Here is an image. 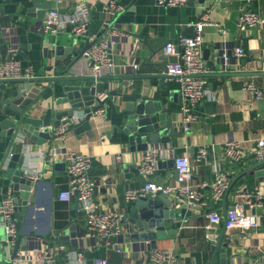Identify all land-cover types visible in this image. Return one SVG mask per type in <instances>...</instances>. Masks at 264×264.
<instances>
[{
  "label": "crops",
  "instance_id": "0c3cea01",
  "mask_svg": "<svg viewBox=\"0 0 264 264\" xmlns=\"http://www.w3.org/2000/svg\"><path fill=\"white\" fill-rule=\"evenodd\" d=\"M78 1L81 0H0V61L10 55L9 47L17 46L22 63L32 65L39 78L60 75L61 68L47 69L43 48L62 45L83 49L88 38L85 35H73L69 25L57 33H44L41 26L49 9L59 8L70 12ZM85 1L90 9L91 33L107 38L109 30L106 21L110 19L125 33L118 38L112 50L115 72L111 76L135 77L131 80H106V88L123 91L142 88L148 94L161 98L164 105L178 110L175 122L177 128L183 132L175 141L149 146L162 148L155 178L159 182L176 184L175 167L169 166V161L176 154H187L192 160L194 181L206 183L202 190L206 205L187 206L175 194L168 195L173 200L172 207L179 209L172 224L176 232L173 236L158 238L157 247L173 250L176 253L174 264H208L213 241H217L225 231L223 240L228 245L222 246L225 255L220 251L216 264H225L222 263V258L225 257L230 258V262L226 264H252L264 250V202L258 210L261 214L259 224L244 232L238 228L228 230L223 222L209 228L205 212L216 209L225 216L227 208L236 200L235 193L244 183L251 187L259 185L264 188V180L257 182L256 169H248L219 200L212 199L210 186L216 170L225 172L230 182L247 170L253 164L257 140L264 137V70L261 68L264 60V24L248 26L238 22L243 11L264 12V0H187L178 6L160 4L156 0H116L125 8L115 16H111L108 11L111 0ZM207 11L212 23L204 27L202 51L207 67L204 76L210 95L193 106L198 118L191 129L185 132L182 129L181 106L186 99L181 94L179 82L172 77L155 79L148 76L165 72L167 64L176 57V54H166V43H177L181 34H194L195 21ZM221 25L226 28L225 33L220 32ZM238 44L246 51L242 57L233 54V49ZM176 46L179 50V45ZM224 50H227L228 59L222 57ZM70 53H65L64 57H68ZM50 63L51 59L48 61ZM133 64H137L136 70L133 69ZM62 66L65 64L62 63ZM72 69L77 75L88 74L83 59ZM249 81L255 82L262 89L261 98H256L251 91L242 87L243 82ZM63 84L66 83L35 84L33 90L36 91L31 92L36 94L32 104L35 109L32 116L43 117L48 109H52L51 125H54L62 113H68L69 102L58 101L62 95ZM160 84L164 86L161 87ZM12 87L9 84L8 88L13 89ZM35 88L44 92L37 93ZM3 96H7V90L0 83V98ZM98 96H104L106 116H93L90 128H80L77 125L70 128L63 145L69 150L90 156L89 176L96 183L93 192L95 207L100 211L122 212L125 217L128 214L129 218L133 200L125 198V190L142 185L143 177L135 168H139L146 150H132L127 135L118 128L124 118L121 114L124 103L108 95V92L98 93ZM21 102L16 106L22 105ZM8 111L10 114L14 113L13 110ZM11 131L10 126L2 125L0 117L1 162L7 160L12 147L14 154L23 153L27 158L29 152L48 148L53 144L52 140L38 144L24 134L11 135ZM230 141L241 143L246 153L242 162H233L225 156V146ZM203 145L208 148L207 158L197 161L196 154ZM118 155L121 159L116 158ZM15 162L19 163L17 160ZM58 163L60 164L44 163L43 174L32 190L36 202L32 203L29 212L20 216L26 242L20 244L19 251L26 252L38 245L50 246L56 254L53 264H70L71 257L68 253L71 251H82L88 264H93L94 259L100 256H106L110 264H121L125 261L151 264L149 252L152 247L147 246L148 242L131 239V232L139 230L136 225H132L133 230L128 228L120 236L121 251L112 246H104L88 230L78 198L74 195L70 200H62L59 197L69 187V176L65 165L60 161ZM12 182L10 178H0V200L11 190ZM182 208H185L184 212ZM179 216L181 218L178 220ZM1 222L0 216V229L3 230ZM73 223L77 224L80 232L77 246L59 242L58 235ZM31 230L33 235L29 234ZM9 247L12 250L14 244L11 243ZM0 264L11 263L1 260ZM20 264L36 263L23 261Z\"/></svg>",
  "mask_w": 264,
  "mask_h": 264
},
{
  "label": "built area",
  "instance_id": "2783aa9c",
  "mask_svg": "<svg viewBox=\"0 0 264 264\" xmlns=\"http://www.w3.org/2000/svg\"><path fill=\"white\" fill-rule=\"evenodd\" d=\"M157 3L178 6L187 2V0H156ZM124 5L116 0H111L108 4V11L111 16H115L122 10ZM90 9L85 0L74 4L72 11L65 12L59 8H51L47 11L43 22L42 30L44 33H57L67 25L71 27V32L75 36L85 35L91 42L82 53L81 59L86 62L88 74L95 77H102L114 74L115 62L113 60V47L118 38L125 33L114 25L113 20L106 21V27L109 30L107 38H100L90 32ZM239 24L248 26H260L264 24V12L254 10L243 11L239 15ZM209 12L202 13L195 21L194 34H181L177 38V43L170 41L165 45V52L168 55L176 54L177 60L169 62L166 66V73L179 82L180 91L186 99L181 106L182 111V129L187 132L192 124L197 120L198 115L193 106L202 102L210 95L207 87V79L204 74L207 71L206 63L203 57L202 42L203 30L207 24H211ZM221 33H225L226 28L219 26ZM179 45V50L176 45ZM10 55L0 61V79L17 78H35L39 77L38 72L32 65H24L19 57V48L17 46L9 47ZM233 54L242 57L246 54L244 47L238 44L233 49ZM222 57L228 59L227 50H224ZM80 59V60H81ZM79 60V61H80ZM137 64H133V69H137ZM262 70H264V60H262ZM242 87L251 91L256 98L263 95L262 89L255 82H243ZM107 95V94H105ZM104 95V96H105ZM104 96L100 98L103 99ZM93 116L105 117V107L79 109L74 113H62L54 125H49V132L53 142L48 148H38L36 151L28 153L23 169L25 175L37 182L43 174V165L53 164L58 161L64 162L66 172L69 176V187L63 190L59 197L62 200H70L76 195L80 202L81 209L85 215V223L88 230L94 233L106 246H112L121 251L120 236L128 231L129 222L122 212L98 210L93 203V192L95 181L90 178L91 168L90 156L67 149L63 143L67 132L73 126L80 124L88 112ZM44 130V127H41ZM19 134L18 136H20ZM22 136V135H21ZM24 142V141H23ZM14 147L10 150L7 162L14 155ZM162 148L160 146H151L145 151L144 157L139 164V172L146 179V182L137 187L127 188L125 198L135 200L136 198L150 194L155 196L159 193L167 195L175 194L187 206L197 204L206 205L204 199L203 187L206 183H197L194 181V170L192 160L187 154H176L174 156V167L177 171V183L169 184L159 182L155 176L158 168V160ZM254 153L258 158L264 157V137L257 140ZM208 148L203 145L196 154V160L201 161L207 158ZM225 156L233 162H242L246 153L239 141H230L225 146ZM117 159H121L118 155ZM230 185L228 175L216 170V176L210 183L212 188V199L219 200L225 194ZM236 200L233 205L226 210V228L231 230L238 228L242 232L255 228L259 224L260 212L264 202V188L262 186H249L244 183L235 193ZM16 210V200L11 194V190L0 200V216L2 217V227L5 231L8 258L11 264H20L23 261H29L36 264H53L55 261V252L50 246L38 245L32 249L22 252L18 251L15 256H11L10 244L14 242L18 234L14 212ZM208 218V227L212 228L224 220V216L216 209H208L205 212ZM71 257L70 264H88L82 251H71L68 253ZM151 264H174L176 253L171 249L156 247L149 252ZM93 264H110L106 256H100L94 259ZM121 264H135L131 261H125ZM252 264H264V250Z\"/></svg>",
  "mask_w": 264,
  "mask_h": 264
},
{
  "label": "water",
  "instance_id": "95a60500",
  "mask_svg": "<svg viewBox=\"0 0 264 264\" xmlns=\"http://www.w3.org/2000/svg\"><path fill=\"white\" fill-rule=\"evenodd\" d=\"M90 44L91 42L88 41L83 49L78 47L73 48L72 46L64 47L62 45L55 47L45 46L43 48L47 69L56 70L61 68L60 75L30 79H0V83L4 90H7V96L0 98V117H2V125L12 128L11 135L24 134L31 141L38 144L51 140L49 125H51L52 109H48L43 117L32 116L35 110L32 104L36 94L31 92L36 91L33 89L37 82H65L66 84L62 86V95L58 101L69 102V114L79 109L90 110L91 108L102 106L105 99L103 100L98 96V93L102 92H108V95H112L118 98L122 104L124 103L121 109V114L124 118L118 128H121L127 135V141L132 150L145 151L151 144L170 143L175 141L176 137L183 132L177 128V123L175 122L178 110H173L171 107L164 105L161 98L148 94V92L143 91L144 89L142 88L123 91L117 88L108 89L105 86L106 80H131L135 76L119 77L106 75L95 77L90 74L77 75L74 73L75 71H72V68L77 65L81 59L83 51L90 46ZM65 53H70V55L64 57ZM49 59L52 60L50 64H48ZM176 60L177 56L174 61ZM220 60L221 59H219V62ZM62 63H64L65 66H62ZM148 77L159 79L169 78L171 76H169L165 70L164 73H154ZM80 81L86 83H73ZM156 83L155 81L154 84ZM9 84L13 86V89L8 88ZM160 85L161 87L164 86V84ZM35 89H37V93L44 92V90L40 88ZM162 93H164V90H162ZM20 102L22 105L16 106V104ZM8 110H13L14 113L10 114ZM92 117L93 114L89 111L84 120L77 126L80 128H90ZM41 127H44V130H41ZM15 160L19 163L16 164ZM25 160V154L16 153L8 162L0 161V178H10L13 181L11 194L16 200L14 218L16 220L18 235L13 243L14 247L11 250L12 257L19 251L20 244L26 242V238L23 236L21 229L20 216L29 212L32 203L36 202V197L35 194H32V190L37 186V182L25 175L23 169ZM62 163L64 164V162ZM174 163L175 158H172L169 161V166H174ZM58 164L60 163L56 162V165ZM248 169H256L257 182L263 181L264 157L258 158L254 153L253 164L247 168V170H244L232 179L226 193L231 190L236 180L248 171ZM135 171L139 172V168H135ZM175 174L177 176L176 170ZM145 182L146 179L143 177L142 184ZM75 196L77 197V193ZM172 204V198L165 193H159L155 196L146 194L133 200L130 217L128 218V214L126 215L128 221L131 223H129L128 228L133 230L132 225H136L139 230L131 232V239L133 241L142 240L148 242L147 246L150 245L152 248H156L158 238H165L169 235L173 236L176 229L172 227V224L175 220V214L179 213V209L172 207ZM184 211L185 208H182V212ZM180 218L181 216L178 217V220ZM223 223L224 225L226 223V213ZM0 230V261L5 260L11 263L6 254V249L9 244L6 241L5 231L4 229ZM29 234L33 235L34 232L31 230ZM79 234L80 232L77 229V224L73 223L58 235V241L64 244L71 243L72 246H77V237ZM224 235L225 231L221 233L217 241H213L210 249L211 260L208 264H216V258L220 251L225 255L222 246H227L228 242L223 240ZM228 262H230V258H222V263L226 264Z\"/></svg>",
  "mask_w": 264,
  "mask_h": 264
}]
</instances>
